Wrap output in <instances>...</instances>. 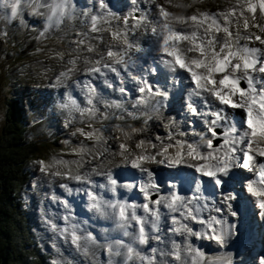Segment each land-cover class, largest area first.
<instances>
[{"label": "snow or ice", "instance_id": "1", "mask_svg": "<svg viewBox=\"0 0 264 264\" xmlns=\"http://www.w3.org/2000/svg\"><path fill=\"white\" fill-rule=\"evenodd\" d=\"M200 2L202 0H131L134 5H148V10L137 7L138 15L120 18L106 0H98L102 15L90 16L88 30L75 41L74 57L68 60L67 71L60 73L61 78L70 79L71 74L79 70L82 61L86 75L104 78L107 87L113 88V83L107 79L108 73L115 74L123 83V71L137 85L136 91L140 97L134 103L149 104L155 101L152 109L159 111L169 94L164 86L154 84L149 78L158 68L150 66L143 75L130 71V67L138 62L137 54L149 53V48L143 47L136 35L139 32L141 36H151L152 51L157 53L159 64H163L171 73L182 70L195 85L189 93L186 107L191 116L201 118L205 123L201 144L177 139V135L184 136L185 133L173 132L177 123L174 117H169L165 125L167 136L157 135L155 142L141 138L130 144L134 137L142 136L144 132L143 127L130 125H114L113 130L119 134L115 137L106 135L103 127L97 128L91 124L88 125L90 130H76L85 140L93 141L97 146L107 144L110 138L121 141L119 150L112 153L113 157L120 158L115 166L130 165L132 169L145 174L146 181L139 185L143 203L109 200L95 191L97 188L106 189L114 196L117 192L118 178L113 176L109 167L114 161L105 163L107 149L97 147L93 152L85 145L74 148L72 153L81 157L71 162L76 166L75 174L68 161H58L66 171L58 168L54 175L90 184L93 189L87 193L90 210L99 217L112 220L121 235L129 238V242L114 240L107 249L115 256L123 255L126 262L135 258L140 264H221V261L206 256L194 247L188 238H207L223 245L225 231L213 225L224 222L215 216H210L207 221L203 219L201 213L204 208L196 203L195 197L187 198L174 191L175 184L169 189V195H161L150 165H163L177 171L184 167L195 168L202 177H209L216 187L226 182L225 178L234 168L247 170L256 176L248 180L247 190L259 199V206L264 210V199H261L264 197V0H230L227 7L217 12L200 9L188 11ZM22 5L33 15L44 14L42 10H46L48 20L71 18L76 11L72 0H0V10L9 11L11 18L18 16ZM113 21L122 26L113 27ZM89 33L95 35L90 37ZM104 33L108 34L107 41ZM60 58L63 59V56ZM61 82L58 80V83ZM84 88L87 89V104L90 107L80 109L71 95L68 96L69 105L82 114L95 117L98 112L94 104V98L99 95L97 88L91 81H85ZM119 92L123 95L126 89L120 87ZM193 97L205 100L210 97L215 107L200 111ZM114 106L120 108L121 104ZM136 118L133 115V119ZM151 118L149 116L147 119ZM108 119V114H103L101 125ZM173 148L175 151H170ZM86 156H90L91 161H100L91 169V173L103 176L106 183L98 185L90 175L79 173L78 169L83 163L91 162L85 161ZM48 167L44 165L41 170L46 171ZM62 186L66 191H71L66 184ZM120 186L128 190L137 187L133 184ZM224 199L227 201L235 197L227 196ZM228 207L231 210V206ZM162 209L174 215L171 216L169 232L161 235L158 233H162L160 226L165 217ZM232 214L235 215L234 212ZM192 223L206 227L196 232L190 226ZM62 234L70 237L71 244L77 249H81L82 240L93 244L97 240L89 232L81 235L77 225H72L70 232L64 229ZM164 236H167V240ZM177 236L184 240L177 242ZM150 242H154L155 246ZM138 246H148L149 250L144 252ZM164 257H170V260Z\"/></svg>", "mask_w": 264, "mask_h": 264}, {"label": "bare ground", "instance_id": "2", "mask_svg": "<svg viewBox=\"0 0 264 264\" xmlns=\"http://www.w3.org/2000/svg\"><path fill=\"white\" fill-rule=\"evenodd\" d=\"M109 3V6L113 8L116 12L117 17H125L129 15H135V9L137 5L131 3V0H106ZM72 3L76 7L75 13L71 16V18H64L63 20L57 21L55 18L52 21H49L47 18L46 10H42L41 15H33L31 11L24 5H22V10L18 14L16 18H11L10 13L7 10H0L1 24L7 25L9 29H11L12 33L20 36H25L26 39L31 43L39 39V37H45L53 35L54 33H59L65 31L66 28L73 27L75 25H79L78 27L82 29L83 32L88 30L90 25V16L101 14L102 11L98 6V0H72ZM135 6V7H134ZM145 11L148 10L149 6L145 4ZM134 9V11L132 10ZM133 11V12H132ZM191 12L190 10H188ZM151 16V13H149ZM122 26L118 25L117 21H113V27ZM72 29V28H70ZM55 30H61L59 32H55ZM68 30V29H67ZM95 34L89 33V36H94ZM137 37H139L140 43L143 47L149 48V53L145 55L137 54L142 57L149 56H158L156 52L152 51V38L150 35L141 36L139 32H137ZM107 33H104L105 40L107 41ZM103 47V46H101ZM57 54V53H56ZM42 60L38 63H35L33 66V70H29L27 76L24 79H29L27 82H32L34 85H28L27 88H32V91L28 93V100H33L35 105L30 104L31 108V116L30 121L31 124L35 122L33 126L34 129L46 128L50 123H55L57 127H59L62 123L69 124L72 120L80 121L86 120L90 117L87 114H82L81 111L76 110L75 108L69 106L68 96L71 95L73 99L77 101L80 109H85L90 107L87 104V89L84 88L85 81H91L92 85L97 88L98 96L94 98L95 107L98 109L99 117H102L103 114H108L110 117L113 114H116L123 122L130 123L133 127H143L144 132H150V129H153L155 133L158 135H162L164 137L167 136V129L165 125L168 123L169 117L176 118V125L173 128L174 133L183 132L184 136L177 135V139L187 141L188 143H194V137L191 134L186 132L185 123L189 119L190 115L188 113L187 107L182 105L181 102L175 100L176 95H180L181 91L178 88L174 87L172 84L165 85L167 82V73L168 69H164L165 74L161 80H156L155 84L162 85L166 88L168 92V99L165 101L166 104L172 107V111L174 114H170V110L166 111L165 106L159 109V111H153L152 104L155 101L150 102L149 104H135L134 102L139 99L140 94L134 92L135 82L130 79L127 73L123 76V83H121V79L117 78L115 74L108 73L107 79L111 81L114 85L113 88L107 87V85L103 82L104 78L100 77H90L84 72V65L82 61L79 64V70L71 74L70 79H63L60 77L61 72H65L68 69V61L66 58L61 59L59 54H46L42 56ZM150 58V57H149ZM140 63L138 62L136 66L130 67V71H134L133 74H138ZM144 73V72H143ZM186 86L184 88V96L189 97V93L192 89L189 90V83L184 78L186 73H183L182 70L179 71ZM76 79V80H75ZM58 80H62L61 83H58ZM24 82H26L24 80ZM133 82V83H131ZM192 84V83H191ZM76 86L79 91L76 90ZM195 87L194 84H192ZM123 87L126 89L125 94H121L119 92V88ZM56 89V92H54ZM127 91H130L129 93ZM170 95H173L170 98ZM35 96V97H34ZM32 102V103H34ZM164 102V104H165ZM205 102V105H204ZM40 104V106H38ZM115 104H121L120 108H116ZM201 111H208L212 106L215 105V102L209 97L207 100H202ZM64 107L66 108L64 114ZM35 108V109H34ZM133 115H135L136 119H133ZM151 116V119H147ZM147 119V124L145 125L144 121ZM202 120V119H201ZM107 121V120H106ZM120 121V120H119ZM159 125V126H158ZM67 126V125H65ZM162 126V127H161ZM161 127V128H159ZM205 123L203 121L202 126L199 128L201 133H205ZM162 131H161V130ZM160 131V134L158 133ZM166 131V133L164 132ZM143 132V133H144ZM198 132V131H197ZM155 133L152 132V140L155 142ZM165 133V134H164ZM117 136V135H113ZM143 138L142 136L134 137L130 144H134L137 139ZM144 139V138H143ZM116 141L113 139L112 142ZM167 143V141H165ZM115 142L112 145H109V141L107 144L102 145H94L92 147V151L95 152L97 147L100 150L107 149L105 152L107 157L112 158L114 161L113 164L109 165L111 171L115 178H118V187L115 196L108 192L106 189H95L97 192H104L105 199H116L121 202L126 200L129 203H143L142 194L139 192V185L146 181L145 174L140 173L136 169H132L130 165L128 166H120L116 167L115 164L119 163L120 158L113 157L112 153L117 152L118 147L114 146ZM195 144V143H194ZM111 149V150H110ZM170 151H175V148ZM86 161H91V157H85ZM110 160V159H109ZM107 160V161H109ZM106 161V160H105ZM93 163V164H92ZM100 161H91L86 162L87 165L85 167V171L82 175L89 176L93 182L96 184H104V177L101 175H96L91 173V169L95 168ZM106 163V162H105ZM154 173V177L156 182L160 187V194L164 195L163 192L167 191V195H169V189L174 183V178H172L171 172L177 171L176 169H170L163 165H150L149 166ZM239 169V168H236ZM163 171L165 174L159 178L157 172ZM180 172H185L187 175L192 177L194 181L190 184H186L188 191L182 188L181 182L176 183V191L179 195H182L187 198H192L193 195L197 196L200 190L199 181L203 178L200 173L195 171V168L188 169L186 167L182 168ZM253 175V173H250ZM101 181V182H99ZM248 182V179L246 180ZM49 187L53 190L50 194H44L41 197L45 196L48 198L49 205L53 208L52 204L56 203L59 207H62V211L58 214H53L51 208H49L50 214L55 215L59 220L63 223H66L63 226H68L72 229V225L78 226V231H89L90 229H94L95 237L97 238L96 243H91L92 247L97 251L106 252V257H102V261L96 258L97 263L99 264H115L113 260H120L125 264V257L115 256L108 252V247L111 246L114 240L123 239L125 242H129V238L120 236H112V232L118 231L115 227V223L103 217H99L96 213L89 209L90 200L87 195L88 191L93 190L91 185L88 183H78L74 180H70L64 177L55 176L51 177L48 180ZM67 185L71 191H66L62 185ZM133 184L137 185L136 188L132 190H128L120 185ZM241 183L240 185H242ZM72 185V186H70ZM57 187V189H56ZM72 189H71V188ZM47 188V187H46ZM54 189L56 191L54 192ZM215 190V189H213ZM248 192V191H247ZM64 193V194H63ZM63 194L64 201L61 199V195ZM251 194V193H250ZM252 201L248 202L247 199L238 201V198L228 200L224 205L218 202L217 205H212L210 196H206L205 198L200 197L199 199L196 197V203L203 207L204 210L201 213V217L206 221L210 216H213L214 213H217L216 209L219 207H223L226 209V212L223 215H216L215 217L221 221L223 224L213 225V227L218 230L224 229L225 231V243L223 245L217 244L214 240H209L207 238H197L195 236L189 237L188 240L192 243V245L196 248H199L201 251L205 253L206 256L211 257L213 259H217L221 261V264H262L264 262V254H260L258 247L262 244L260 240H252L244 233L245 223L246 221H250L253 219V210L259 209L261 211V215L264 219V210H262L259 206V199L251 194ZM55 197V199H54ZM67 200H66V198ZM83 201L80 202V199ZM225 196L220 192L217 195V198L223 199ZM154 199L156 197H153ZM44 199V198H43ZM42 199V201H43ZM72 199L74 203L69 202L68 200ZM264 199V197H261ZM45 200V199H44ZM65 202L67 206H65ZM87 202V203H85ZM83 205V206H82ZM85 205H88L85 210ZM231 206V210H229L228 206ZM206 206V207H205ZM81 209V212H80ZM165 212V217L163 218V222L161 223L162 233H168L171 225V216L174 214L168 213L167 209H162ZM235 213L233 215L232 213ZM68 214V222H64L63 215ZM142 214V212H141ZM100 221L97 223V220ZM95 222V223H94ZM102 222V223H101ZM68 223V225H67ZM104 228H101V224ZM93 224V225H92ZM194 231L201 232L206 225H200L197 223H192L190 225ZM60 229V228H59ZM83 229V230H82ZM91 231V230H90ZM119 232V231H118ZM120 233V232H119ZM57 234V233H55ZM121 234V233H120ZM261 238V237H260ZM164 239L167 240V236H164ZM177 242H182L184 240L183 237H175ZM99 241V242H98ZM152 246H155L154 242H150ZM143 249L144 252H148V246H138ZM161 247H166V245H161ZM170 247V246H167ZM264 251V250H263ZM96 252V250H95ZM98 256V255H97ZM92 259V256H89ZM83 264H91V259H87L86 256H82ZM159 259V257H158ZM165 260H170V257H164ZM260 260V261H259ZM127 264H140L138 259H133L131 261H127Z\"/></svg>", "mask_w": 264, "mask_h": 264}, {"label": "rangeland", "instance_id": "3", "mask_svg": "<svg viewBox=\"0 0 264 264\" xmlns=\"http://www.w3.org/2000/svg\"><path fill=\"white\" fill-rule=\"evenodd\" d=\"M185 2H191V0H185ZM215 3H217V5H215ZM229 3L230 2H228L227 0H208V1L202 0V2L194 4L193 8L189 10L191 12L194 11L195 9H200L202 11L217 12L227 7ZM0 17L1 19H3L2 16ZM1 22L2 21H0V133L2 132L3 126L6 121V115H7L6 110H7L8 99H12L13 97H15L16 99H20L22 101L23 107L25 108V122L31 125V123L28 122L30 121V116H31V111H30L31 107L29 103L35 105V107H37V104H35V102L32 99L28 100L27 98L28 93L32 91V88H27V86L34 85L32 82L30 83L27 82L29 79H24V77L27 76L28 71L33 70L34 64L40 62L43 58L42 56L46 54H54V55L59 54V56H63V58H66L67 61L70 58H73L74 49L76 48L75 41L81 38L80 37L81 33H77L74 31V28L78 27L79 25H75L73 27L66 28L65 29L66 32H64L63 34H58V36H54L52 38L46 37L45 39H43L44 37L41 38L39 37V39L30 43L25 36H20L12 33L11 29H8L9 27L7 25L4 26V24H1ZM2 28L8 30L6 33H3V35H1V33L3 32ZM59 31L61 30H55V32H59ZM14 38H19V40H15ZM108 39L109 37L107 36V40ZM28 42L31 46L28 45ZM23 52H25L27 55L24 54ZM149 57L139 56L138 62L141 63V62L159 59L158 56H149ZM164 69H166L165 66ZM125 74L126 73L122 71V75ZM184 78L189 83V90L193 89L194 87L192 86V84L194 83L191 81L190 77L186 74L184 75ZM24 80L26 82H24ZM76 90L79 91L77 86H76ZM54 92H56V89H54ZM38 106H40V104ZM65 110L66 108L64 107L63 110L64 114L66 113ZM115 115L116 114L111 115L107 121L103 122V123H107L106 126L101 125L100 123L101 117H99V114L97 112V116L95 117L90 116L86 120H82V122L77 121L76 123H79L78 125H74L75 122L73 121L75 120H72L71 121L72 128L71 126H68L69 124L63 123V125H67V126H65V128L58 127L59 131L54 130V132L52 131L50 132L48 131L49 130L48 127H46L45 129L39 127L34 131V133H32V131H29V133L27 134V137H30L32 141H37L39 143L38 145L39 154L38 156L33 158L31 162L30 170L32 176L26 190V200H27L26 206L30 212L32 221L36 227L38 243L39 242L41 243V245L39 246L42 248V250L45 253H50L51 255H53L51 263L83 264L82 256H86L87 259H91L89 256H92V259L90 261L91 264H99L97 263L96 258L98 257V259L102 261V257L103 259L104 257H106L107 251L103 252L102 254V252L97 251V248L95 249L94 247L91 246L92 245L91 242L82 240L81 249H77L74 245H72L70 241V237L66 238V235L62 234L64 229L67 228L69 229L70 232L71 228L68 226H63L66 223H63L55 215L53 216L50 214V211L52 209H53L52 210L53 214H58L60 211L63 210L62 207H59L58 204L53 203L52 204L53 208H52L49 205L48 198L46 197V195L43 197L41 196L44 194L49 195L50 192L53 190V188L51 189L49 187L48 180H50L51 177L56 176L54 175L55 171L58 168L62 172L66 171V169H64L62 165L58 164V161L60 160L68 161L73 169V174H75L77 169L75 165L71 164V162L75 160H80L81 157L74 155L72 153V150L74 148H79L81 145H85L92 150V147L95 145L93 141L85 140L84 137L80 136L76 131L77 129L84 128L86 131L90 130L88 128V125L91 124L97 128L103 127L106 132V135L110 137H115L113 135H119L113 130V126L118 124L116 122H119L120 123L119 125H121L122 127L129 125L133 127V125L130 123L125 124V122H123L121 119L118 118L116 119V117H114ZM34 125L35 122L32 123V126ZM152 132L155 133L153 129H150V132H144L142 137L144 139H151ZM164 132L166 133V131ZM158 133L160 134V131ZM157 135L158 134L155 133V136ZM161 137L164 136L161 135ZM112 140L113 139L111 138L108 140L109 145H112L115 142L114 146L118 147L121 141L116 139V141L112 142ZM109 159L112 160V158L107 157L105 155L106 163L107 160ZM41 162H43V164ZM44 165L49 166L46 171L41 170ZM87 165L90 164L85 165L83 163L82 167L78 169L81 175L85 171V167ZM56 189H54V192L56 191ZM63 194L61 195V199L64 201ZM102 194L104 195L105 193L102 192ZM68 201L74 203L72 199H69ZM80 202L83 203L81 199ZM49 208H51V210ZM257 215H258V219L262 222L264 219L261 215V212L259 211ZM63 220L64 222L69 221L67 213L63 215ZM101 226H103V224H101ZM104 227L105 225L101 228ZM82 233L85 232L81 231L80 234L83 235ZM112 233H113L111 234L112 236L121 235L118 231ZM85 248H87L86 252L84 251ZM113 261H115V264H124L120 260H113ZM125 264H127L126 261Z\"/></svg>", "mask_w": 264, "mask_h": 264}, {"label": "trees", "instance_id": "4", "mask_svg": "<svg viewBox=\"0 0 264 264\" xmlns=\"http://www.w3.org/2000/svg\"><path fill=\"white\" fill-rule=\"evenodd\" d=\"M23 108L20 99H8L0 133V264H59L51 263L52 255L39 246L26 206L30 166L39 144L26 136Z\"/></svg>", "mask_w": 264, "mask_h": 264}, {"label": "clouds", "instance_id": "5", "mask_svg": "<svg viewBox=\"0 0 264 264\" xmlns=\"http://www.w3.org/2000/svg\"><path fill=\"white\" fill-rule=\"evenodd\" d=\"M54 19V18H53ZM53 19L49 20V21H52ZM57 21H60L58 19H55ZM70 106V105H69ZM188 177L180 172H177L174 176V183L176 185V183H179V182H183L184 180H187Z\"/></svg>", "mask_w": 264, "mask_h": 264}, {"label": "water", "instance_id": "6", "mask_svg": "<svg viewBox=\"0 0 264 264\" xmlns=\"http://www.w3.org/2000/svg\"><path fill=\"white\" fill-rule=\"evenodd\" d=\"M33 128V127H32Z\"/></svg>", "mask_w": 264, "mask_h": 264}]
</instances>
